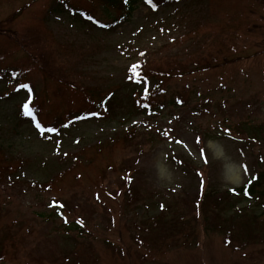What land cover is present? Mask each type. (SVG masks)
I'll return each mask as SVG.
<instances>
[{
	"label": "trees",
	"instance_id": "obj_1",
	"mask_svg": "<svg viewBox=\"0 0 264 264\" xmlns=\"http://www.w3.org/2000/svg\"><path fill=\"white\" fill-rule=\"evenodd\" d=\"M37 1H22L20 9L6 18L5 24L19 23L16 29H8V27L3 29L4 25L0 22V36L4 39V42H0V62L9 60V66L3 72L8 80L7 84L12 86L13 90L29 97L18 103L14 112L12 129L16 131L17 127L26 126L32 128L38 135H42L40 130L35 127L33 121V117H35V120L44 127L54 126L59 129V134L45 133L44 136L50 140L61 139L81 121L92 118L111 119L108 101L118 84L99 85L94 82L92 73L88 71L87 63L96 59V55L102 52L103 34L91 36L87 43H77L73 40L64 41L55 36L48 27L49 14L51 11L66 12L67 10L70 18L82 24H89L95 33L101 30L108 33L116 26L131 21L134 11L141 2L146 0H54V3L59 1V4L50 2L47 8H44L41 17V22L44 23L39 24L35 21L22 23L20 17H23L26 9ZM181 1L188 4L193 3V0H152L149 6L157 11L163 3L169 6L170 4H179ZM194 1L198 2L200 6L198 5L195 10L196 19L190 22L193 27L187 33H182L177 39L172 40L175 42L173 47L177 46L173 53H164L163 49L167 47L166 45L159 47L157 52L145 50L144 57L135 62L140 65V68L137 69L139 76H133L128 71L129 66L125 70L126 74H124L122 82L119 83L120 87L124 85L126 88H128L127 85H132L131 91L125 92L130 103V107L127 108L130 111L128 112L129 117L123 116V118L127 120L132 117L131 115L141 114V120L134 122L129 128L115 132L114 138L109 137L101 142L86 144L82 149L71 154L72 163L69 166L60 168L50 178L41 181L32 178L21 181L19 176L24 172L21 168L30 164L29 159L21 158L10 151L8 147H4V145H9L0 140V264L6 261H9L7 262L9 264L15 262L31 264L33 260L34 248L29 247L27 238L32 228H35L34 220L32 217H24L25 215L16 213L14 217L10 218L11 213L9 212L12 210L7 206L10 200H6V196L10 197V194L6 195L8 188L22 183L37 188L40 196L43 191L52 193V201L55 199L64 205L63 208L48 207L45 213L36 214V218L42 217L51 222L60 219V227L58 225L57 229L59 228L66 234L74 233L72 237H69V240L74 244L75 251L70 254L75 256L73 258L87 255V258L83 259L84 262L76 264H85L87 260H90L91 264H98L99 257H96L97 250H95L97 245L94 246L91 241L83 238L84 235L92 236L94 218L92 214H85L84 208L81 209L79 204L72 205L71 208L69 205H65L66 193L70 190L66 191L58 186L62 175L76 168L75 178L78 179L79 185L83 186L84 190L79 193L87 197L92 210L103 215L108 228L114 227L112 224L117 219V204H121L120 210L126 208V211H132L143 199L139 196L137 186L131 185L130 187L132 177L129 175L118 174L121 178L118 186L121 190L120 198L115 196L116 191H113L108 185L107 171L117 172L119 169L125 168L126 158H122L114 167L111 165L113 158L109 156L108 163L105 162L102 166L94 161L104 153L110 155L111 148H117L122 152L131 148L133 151L138 149L140 144L150 147L144 140L150 143L166 139L167 136L164 133L157 131L156 124H152V119H155V116L168 105L173 107L177 105L179 107L190 106L189 111L194 117L209 110L212 106L207 105L206 101L202 103L204 99L207 101L210 99L207 96L208 93L206 90H199L190 80L200 78L201 73L206 71L219 70L222 65L227 63L226 59L221 58L226 46L236 44L239 40H245L248 44L249 35L240 36L239 31L230 30L229 23L232 22V19L242 21L241 28L244 26L243 29L247 30L254 25L250 19L246 23L243 20H247L248 17L253 18V10L264 9V0H232L233 3H236L232 8L229 7V3H223L218 9L221 11L220 17L223 25H217L218 28L214 30L209 26L211 24L210 15H216V8L211 9L208 5L207 13L202 3L198 0ZM60 5L64 6L65 10H62ZM98 10L106 15L109 23L98 18ZM172 17L175 21L177 14ZM174 21H172L173 25H175ZM216 24L215 22L213 26ZM204 25L206 26L204 27ZM236 32V38H231L230 36L235 35ZM90 34H92L91 31L86 30L87 37ZM187 41H189L187 45L181 46L183 42ZM219 46H221L220 49H218ZM171 49L172 47H170ZM173 80L182 81L184 84L177 91V96H172V101L167 102L166 87ZM260 81L264 82V75L260 77ZM20 84H27L29 87L27 89L20 88ZM190 87L196 90L191 91ZM260 95L258 94V96ZM193 97L201 102L193 105ZM26 101L29 103L32 116L24 115L22 106ZM46 104L52 107V113L42 111ZM263 124L264 120H254L253 125L247 121L237 124L221 122L219 125H215L211 131L203 130L202 135L209 134L211 137H215V132L222 133L221 129H223L225 133H231V136L243 140V146L251 151L249 155L254 156L252 151L254 141L258 148L264 149ZM190 125L192 129L198 125L202 126L196 119H193ZM87 150H91L89 157L85 155ZM140 150L142 151V148ZM90 167L95 171V175L86 176L85 180L81 179L78 170L82 173L84 168ZM127 172L129 173V171ZM253 176H256L257 179L253 180L251 184L248 181L252 177L239 187L224 190H218L216 187L204 188L198 195L197 201L190 202V207H182V202H177L173 209L169 207L171 215H167L165 210H161L141 221L130 217L137 221L138 224H135V228L140 232L134 239L136 245L134 255L137 259L133 260L134 263L145 264L149 262L148 260L160 262V257L164 256L170 247L187 244L189 240L191 242L188 247H191L195 238L196 222H202L206 230L222 235L234 249L241 251L250 248L246 253L252 255L257 244H264V170L256 172ZM245 187H247L248 195H245ZM76 193L78 192L72 194V198ZM69 215L75 217L70 219ZM188 215L191 216V219H188ZM6 220L10 222L5 223ZM78 220L82 221V224H78ZM3 224L8 228L2 229L4 228ZM40 235L42 236L41 233ZM17 236L20 238V252ZM102 237L104 239L103 248L111 253L116 252L114 244L105 236ZM153 245L157 246V249ZM140 247L143 250H138ZM257 248H263V246ZM88 250L91 252L86 253ZM124 252L127 253V250ZM43 253L48 254V252ZM118 253L122 256L120 251ZM22 258L27 260L22 261ZM127 258L131 259L132 256L129 255ZM58 261V258H53L50 263L59 264ZM64 261L67 264H73L66 255Z\"/></svg>",
	"mask_w": 264,
	"mask_h": 264
},
{
	"label": "rangeland",
	"instance_id": "obj_2",
	"mask_svg": "<svg viewBox=\"0 0 264 264\" xmlns=\"http://www.w3.org/2000/svg\"><path fill=\"white\" fill-rule=\"evenodd\" d=\"M22 1L25 0H0V22L4 25L3 29L18 27V22L5 24L4 21L9 15L20 9ZM198 1L204 4L207 13L209 7L216 8L217 13L215 16L210 15L211 24L208 25L214 30L218 28L217 25H223L220 17L221 11L218 10L221 5L229 3V7L232 8L236 4L232 0ZM50 2L59 4V1L54 3V0H38L26 9L23 17H20L21 22L44 23L41 22V17L44 8H47ZM198 5V2L194 0L189 4L181 1L179 4H171L167 7L162 5L156 11L141 2L134 11L131 21L116 26L108 33L102 30L95 33L89 24H82L70 18L67 10V13L58 10L51 11L47 19L48 27L55 36L64 41L73 40L77 43H87L91 36L103 34L102 52L96 55V59L89 61L87 67L88 71L92 73L95 83L102 86H105L106 83L108 85L118 84L108 101L112 118L105 120L92 118L81 121L61 139L50 140L26 126H19L15 131L12 129L14 112L18 103L24 99L25 94L12 90L13 87L5 83L6 77L2 76L0 79V140L9 145H4V147H8L10 151L21 158H28L30 161L27 167L24 165L21 168L24 172L19 176V179L21 181L31 178L36 181L48 179L60 168L69 166L72 163L71 154L82 149L86 144L101 142L109 137L114 138L115 132L129 128L134 122L141 120V114L131 115L132 117L130 116L131 118L127 120L123 118V116L129 117L128 112H130L127 109L128 106L130 107V103L125 92H130L132 88V85H127L128 88L124 85L120 87L119 83L122 82V78L126 74L125 70L142 59L144 56L140 53L145 50L157 52L161 45L170 42L173 38L177 39L182 33H187L193 27L190 22L196 19L195 10ZM60 7L65 10L64 6L60 5ZM253 11V18L248 17L247 20H243L246 23L250 19L253 27L251 26L247 30L243 29L244 26L241 28L242 21H237V19H232V22L229 23L231 31H239L240 36H250L247 38L248 44L245 40H239L236 44L228 45L221 57L227 61L222 70L206 71L201 73L204 75L200 78L190 80L199 90H206L208 93L207 96L210 99L208 101L204 99L202 103L206 101L207 105L212 106L209 110L194 117L189 111L190 106L173 107L168 105L155 116V119H152V124H156L158 130L167 132L168 139L150 143L144 140L150 147L140 144L139 148L133 151L131 148L125 152L111 148L110 155L104 153L94 161L102 166L105 162L108 163L109 156L113 158L111 165L114 167L122 158H126V167L117 172L108 169L106 178L109 187L116 191L115 196L120 198L121 190L118 186L121 178L118 174L122 173L132 177L130 187L131 185L137 186L140 192L139 196L143 199L138 203L135 211H126V208L120 210L121 204H117V219L112 224L114 227L108 228L103 215L92 210L87 197L79 193L84 190L83 186L79 185L78 179L75 178L76 168L62 175L58 186L66 191L70 190L66 193L65 205H69L71 208L72 205L79 204L81 209L84 208L85 214H92L94 218L92 236L84 235L83 238L91 241L94 246L97 245L95 250H97L96 257H99L98 264H136L133 261L137 260L134 255L136 250L134 239L140 232L135 228V224H138L137 221L130 217L139 221L144 220L150 214L157 213L161 203L173 209L177 202H182L181 206L188 208L190 202L197 201L198 195L204 188L216 187L218 190H224L228 186L235 185L231 175L235 174L234 179L238 178V183L243 184L250 174L264 170V149L258 148L255 141L252 150L254 156L249 157L248 154L251 151L243 146L244 141L236 136L238 140L231 136H225L226 133L223 129H221L223 134L215 132V137H211L209 134L202 135L203 130L211 131L215 125H219L221 122L237 124L247 121L253 125L254 120H264V82H261L259 78L254 82V77L264 75V9L257 8ZM174 14H177L178 18L175 21L172 17ZM97 15L101 21L109 23L101 10H98ZM215 22L217 24L213 26ZM86 30L92 33L89 37L86 35ZM236 36L237 32L230 37L235 39ZM0 42H4L1 36ZM188 42H183L181 46L187 45ZM170 47H172L171 50ZM176 48V45L174 47L173 45L167 46L163 51L164 53H173ZM220 48L221 46L218 47V49ZM228 48H233V50ZM7 66H9V60L0 62V69H5ZM183 84L182 81L173 80L167 85L165 92L167 102L172 101V96H177V91ZM190 90L195 91L196 89L190 87ZM258 94L261 95L258 96ZM193 98V105L201 102L199 99H195L196 97ZM42 111L52 113V107L46 104ZM193 119H196L202 126L198 125L192 130L190 124ZM177 141H182V143H177ZM241 148L242 153H240ZM90 152L91 150H87L85 155L89 157ZM245 167L248 169L247 172ZM78 172L83 180L86 179V176L95 175L92 167L84 168L82 173L79 170ZM74 192L78 193L74 194L72 198ZM8 194L10 197L6 196V200H10V202L7 206L12 210L9 212L11 213L10 218L14 217L15 213L23 214L24 217H32L35 223L36 229L32 228L27 238L29 247L34 248L31 264H52L50 262L53 258H58L59 264H67L64 261L65 255L73 264L84 262L83 259H86L87 255L73 258L75 256L70 254L75 251L74 244L69 240V237H72L74 233L66 234L59 228L57 229L58 225L60 227V219L51 222L42 217L36 218V214L45 213L52 193L43 191L40 196L37 188L22 183L8 188L6 195ZM18 215L17 217L20 218ZM167 215H171V212ZM69 216L70 219L75 217ZM188 219H191L190 215H188ZM6 222L10 221L6 220ZM2 226L4 227L2 229L8 228L4 224ZM102 236L114 244L116 252L111 253L103 248L104 239ZM195 238L198 239L196 242L193 241L191 247H188L191 242L189 240L187 244L170 247L165 255L160 257V262H151L147 259L149 262L145 264H264V244H257L252 255L248 258L244 254L250 248L235 251L228 246L225 247L220 234L206 230L202 222H196ZM200 246L204 247L198 250ZM260 246L263 248H257ZM153 247L157 249V246L153 245ZM20 249L19 238V252ZM126 250L127 257L131 255L132 260L119 255L118 251L123 254ZM138 250H143V248L140 247ZM260 251L263 253L260 254ZM43 252H48V254ZM23 260L27 259L22 258ZM7 262L9 261L2 264H9ZM14 264L19 263L15 262ZM85 264H91L90 260H87Z\"/></svg>",
	"mask_w": 264,
	"mask_h": 264
},
{
	"label": "snow or ice",
	"instance_id": "obj_3",
	"mask_svg": "<svg viewBox=\"0 0 264 264\" xmlns=\"http://www.w3.org/2000/svg\"><path fill=\"white\" fill-rule=\"evenodd\" d=\"M146 2L151 4L152 0H146ZM153 7H155V5H153ZM89 19H91V17H89ZM140 55H144V53H140ZM138 68H140V65L138 63H133L129 67L128 71L131 72L133 74V76H137L138 77L139 76V73L137 72ZM129 79H132V77H129ZM19 87L27 89L29 86L27 84H20ZM145 91H147V89H145ZM22 107H23L24 115L32 116V111H31V109L29 107V103L27 101L23 104ZM33 121L35 123V127L40 130L42 135L45 134V133L59 134V129L58 128H56L54 126L53 127H44L39 121L35 120V117H33ZM64 127H67V125H64ZM226 131H227V129H226ZM164 134L167 135V132H165ZM57 143H59V142H57ZM177 143H182V141H177ZM201 154H203V153H201ZM65 155H67V154L65 153ZM245 171L246 172L248 171L247 167H245ZM256 179H257L256 176H252V178L248 181V183L251 184L252 181L256 180ZM201 183H203V182H201ZM233 191H235V190L233 189ZM245 195H248L247 187H245ZM49 207L63 208L64 205L60 204L58 201L53 199V202H52V204L49 205ZM161 208H163V205H161ZM61 215H62V213H61ZM65 222L67 223V219L66 218H65ZM77 223L78 224H82V221L78 220Z\"/></svg>",
	"mask_w": 264,
	"mask_h": 264
},
{
	"label": "bare ground",
	"instance_id": "obj_4",
	"mask_svg": "<svg viewBox=\"0 0 264 264\" xmlns=\"http://www.w3.org/2000/svg\"><path fill=\"white\" fill-rule=\"evenodd\" d=\"M234 175H235V174L231 175V178H232L233 180H237V179H234V177H233Z\"/></svg>",
	"mask_w": 264,
	"mask_h": 264
}]
</instances>
